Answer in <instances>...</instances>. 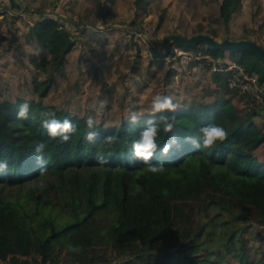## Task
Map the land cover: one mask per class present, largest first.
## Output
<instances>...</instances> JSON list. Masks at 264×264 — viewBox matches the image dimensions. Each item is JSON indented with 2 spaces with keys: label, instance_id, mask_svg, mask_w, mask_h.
I'll return each mask as SVG.
<instances>
[{
  "label": "trees",
  "instance_id": "obj_1",
  "mask_svg": "<svg viewBox=\"0 0 264 264\" xmlns=\"http://www.w3.org/2000/svg\"><path fill=\"white\" fill-rule=\"evenodd\" d=\"M58 1L46 5L53 8L51 12L37 0L12 2L16 13L29 12L30 18L40 14L33 25L22 16L9 18L3 13L0 18L6 31L0 35V45L4 35L12 36L0 51V161L8 165L0 171V264L261 263L249 258L252 249L245 239L254 225L264 230V62L249 49L233 52L202 41L185 47L174 40L166 43L165 54L155 56L171 58L177 46L212 61L191 59L186 69L179 56L169 63L151 59L141 65L128 59L121 65L128 56L125 52L131 50L128 39L113 37L116 44L110 46L109 38L117 31L98 29L87 42L81 40L70 30L80 24L74 21L68 27L54 16ZM104 1L99 5L96 0L91 8L96 17L112 19V1L130 13L126 20L134 28L154 3ZM193 1H185L186 7H192L188 18L186 8L177 17L176 13L166 17L168 8L157 0L156 29L173 17L179 19L176 29L194 22L195 32L209 24L231 31L238 24L242 35H255L240 41L264 47L258 41V37L264 41V6L261 11L253 0L246 4L245 0ZM204 5L210 8L206 18L201 15ZM244 7L251 16L238 22L235 15L242 14ZM89 16H79V21ZM97 38L102 41L94 49L91 43ZM84 43L92 49L75 57L78 75L74 79V70L68 67L70 55ZM140 50L137 45L136 57H141ZM233 64L243 74L237 68L229 70ZM6 67L11 76L6 75ZM141 72V81L128 82L130 74L137 77ZM203 77L211 80V86L202 85ZM245 77L256 79V92L234 84H248ZM192 78L199 81L197 86ZM111 82L120 84L122 92L116 93ZM133 85L138 86L135 91ZM84 87L89 93L99 92L90 108L80 105ZM143 93L150 100L145 106ZM157 93L173 96L176 111L153 115L151 97ZM91 99L87 95L86 103ZM101 101L107 105L99 112ZM26 102L28 118L18 119L19 106ZM45 111L72 122L75 131L68 142L48 136L40 116ZM161 115L174 116L175 127L173 133L161 130L158 145L162 147L174 134L179 146L167 156L158 148L151 162H162L165 171L152 175L132 155V142L148 120L158 121ZM89 116L95 120L93 129L86 124ZM211 123L223 126L228 139L206 149L200 129ZM90 130L97 133L94 142L85 139ZM108 136L115 138L113 143H104ZM38 142L47 145L43 153L35 152ZM101 159L107 163H100ZM42 167L47 169L43 176ZM69 244L80 245L82 251H69Z\"/></svg>",
  "mask_w": 264,
  "mask_h": 264
},
{
  "label": "rangeland",
  "instance_id": "obj_2",
  "mask_svg": "<svg viewBox=\"0 0 264 264\" xmlns=\"http://www.w3.org/2000/svg\"><path fill=\"white\" fill-rule=\"evenodd\" d=\"M36 1V0H35ZM40 1V3L38 5H43L46 7L50 6V1L51 0H37ZM102 1V2H101ZM185 1L188 0H162L163 2V6L168 8V13L166 15V17H168L171 13H178L179 10L181 11L182 9H185V14L188 16V18H192L191 14H193L192 11V7H186V3ZM245 0V3L246 4ZM255 3H257V5H260L261 7V11L263 9L264 6V0H253ZM190 2L194 3L193 0H190ZM98 3H100L99 5H101L102 3L105 4L104 0H98ZM157 0H154V3L152 4V7L149 11L148 16L138 24L137 28H134L132 26H130L128 24V21L126 19H128L130 17V13L129 12H125L122 9L118 8L119 6H117L115 4V2L110 1V9L112 10V14H111V18L112 19H101V17H96L95 14H93L91 12V8L94 7V5L96 4V0H59L58 4L56 6V9L54 10V16L57 17V19L61 22L64 23L66 26L70 27L72 25V22L74 23V21L76 22L75 25H79L78 28L74 29V28H69L71 30V32L73 34H75L76 36H80L81 40L83 41H88L91 39L92 33L94 35V33L98 30L101 29L104 32H108L110 30H115L117 31V33L115 35H111L109 38V45L113 46L114 44H116L115 40L113 37H118V39H121V36L126 37V39H128V41H126L130 47L131 50L128 52H125V55L128 54V56H126L124 59L125 61L123 62H119L121 65H124L127 60L132 59L131 62H136L137 64L144 65L146 64L148 61H150L151 59L153 60H158V59H163L165 61H167L168 63L170 61H175V59H177V55L172 56L171 58H168L165 55H160V56H155L157 54H159V52L165 54V52L167 51V44L168 42H165L166 39L173 35V34H180L185 38H191L193 36L199 35V34H204V35H209L211 37H213L214 39L218 40V42H223L224 40H234V41H240V40H245V39H250V38H254L255 35L252 34H247V35H242V31L239 30V25L238 24H234L233 27L234 29H232L231 31H225L223 29H220L219 26H211L209 24L208 27L203 28L202 30L195 32L194 31V27L196 25V23L191 22L190 25H187L185 29H176L178 28V23H179V19H177L176 17L179 15H175L176 17H173L171 22H165L164 26L157 28L156 29V19H157V14H158V4ZM34 6H37L36 4H34ZM48 12H51L53 10V8H48ZM114 10L117 11V15L114 13ZM210 10L208 5H204V10L201 11V15L204 16L206 18V13ZM29 13V12H28ZM28 13H25L27 17H29V19L31 20V23L28 22L30 25L34 24L37 20V18H39L40 14H34L31 18L30 16H28ZM87 14H90L89 17H83L82 22L79 21V16H85ZM1 14H0V18H1ZM237 17L238 22H242L244 20H247L250 16V10L246 9L245 7L243 8L242 14H237L235 15ZM262 16L261 12L259 17ZM180 18H181V14H180ZM28 20V19H27ZM205 21V20H204ZM123 22H126L127 24H123ZM90 23H94L93 27L91 26ZM207 24V22H206ZM151 25V26H149ZM210 27V28H209ZM86 28H90L91 32H89L88 34H86V32L84 33V30ZM264 29V26H263ZM83 32V33H82ZM2 34H6L5 29H3V26L0 25V35ZM4 37L6 38V42L8 43V41L11 40L12 36H8V35H4ZM99 37H101L99 35ZM258 41L260 43L264 44V41L258 37ZM101 40V39H100ZM100 40L97 38L96 41H94L93 43H91L92 47L94 49H96V47H98L101 42ZM1 41V40H0ZM4 41V42H5ZM102 41V40H101ZM122 43H124V41H121ZM140 47V55L141 57H136V47ZM152 46V49H151ZM91 48H88L86 46V44H81V46H77L75 48V50L72 52V54L70 55V60L68 63V67L70 69L74 70V79H76L77 75H78V68L75 65L74 59L75 57L81 52H87L88 53L91 51ZM176 50H181V48L175 46ZM184 52L190 53L189 51H191L190 49H186L183 50ZM106 53V51H104ZM157 52V54H155ZM127 53V54H126ZM132 54V55H129ZM132 56V57H131ZM159 57V58H157ZM208 59V61H212L208 56H206ZM187 56L184 55L183 56V60H186ZM102 60H97V64H101ZM119 61V60H118ZM117 64V63H116ZM133 64V63H132ZM181 64L183 66L184 69L187 68V64L184 63V61H181ZM165 68V67H164ZM5 72L6 75L11 76L9 73L11 72L10 67H6L5 68ZM203 70V69H202ZM144 71V70H143ZM142 71V72H143ZM139 73L137 75V77H133L131 74L128 76L127 80L128 82L132 83V80L136 78L139 79L140 81L142 80V76L143 73ZM192 85L197 86L199 81L195 78H192ZM112 81V80H110ZM109 81V82H110ZM178 84H180L181 82L179 80H177ZM64 85L66 84V82H63ZM202 85H207V86H211V80L209 78L203 77L201 80ZM177 84V85H178ZM110 85L115 89L116 93L122 92L121 89V85L120 84H114L113 82L110 83ZM149 87V86H148ZM85 88V94L84 96H82L80 99V105L81 107H85L87 106V108H90L94 105L96 97L99 95V92H92L89 93L88 89L86 87ZM138 88V86L133 85L132 89L135 91ZM188 88V86H187ZM253 91L256 92V89L253 88ZM143 92V91H141ZM144 96L146 97V99H143L141 101V103L144 105H148L150 103L149 100V96L146 93H143ZM201 94H203V91L201 92ZM90 95L92 97L91 100H89L86 103V96ZM205 96V94L203 95ZM177 97V96H174ZM210 99V98H207ZM59 100V99H58ZM55 101L56 102H58ZM104 100H106L104 98ZM47 103H50L51 100L48 98L46 99ZM105 102V106L106 101ZM148 102V103H147ZM111 106H109V108L111 109L112 112V107H114V105L112 103H110ZM145 106V105H144ZM237 106L242 107V104L240 102L237 103ZM98 111L101 112L102 108L97 107ZM147 109V108H146ZM145 109V110H146ZM150 110V109H148ZM90 113V111H89ZM112 115V114H111ZM251 233L246 237V241L248 242V245L250 246V250L249 251V258L252 261H255L256 263L259 261V259L261 260V263L258 262L257 264H264L262 261L264 260V230H259L257 228V226H252L250 229Z\"/></svg>",
  "mask_w": 264,
  "mask_h": 264
},
{
  "label": "clouds",
  "instance_id": "obj_3",
  "mask_svg": "<svg viewBox=\"0 0 264 264\" xmlns=\"http://www.w3.org/2000/svg\"><path fill=\"white\" fill-rule=\"evenodd\" d=\"M7 46L5 41L3 45H0V51ZM105 106V102H100V108ZM151 113L153 115L165 112H175L177 109V104L174 103V98L171 95L157 93L151 97ZM30 111V105L26 102L19 106L17 112L18 119H27ZM40 116L42 118L43 127L47 130V134L50 138H59L63 142H68L71 138V133L75 131L72 122L68 119L60 120L55 117L54 112H41ZM137 121V115L135 113L131 116V122L135 123ZM88 129H93L95 126V120L93 117L89 116L86 120ZM175 127V117H168L161 115L159 120L150 119L145 123V126L140 131L139 136L132 142V155L139 161H141L145 168L144 172L150 173L152 175H159L165 171L163 163H152L153 157L157 152L158 148L162 156H167L171 150L179 146V139L176 135H171L168 137L167 142L160 147L157 143L158 135L161 130L164 133H173ZM97 133L95 131H88L85 135V139L88 142H94L96 140ZM114 137H105L104 143L111 144L114 142ZM228 139L227 130L215 123L208 124L200 129V141L204 148H212L218 142L223 143ZM47 145L44 142H38L35 146L36 153H43ZM40 157L38 156L37 162H40ZM100 163H107L106 160L101 159ZM7 162L0 161V171L7 169ZM47 172L46 168L40 169V175L43 176ZM45 185L41 183L39 187L42 189ZM166 194V193H165ZM68 250L74 253H79L82 251L80 245H68Z\"/></svg>",
  "mask_w": 264,
  "mask_h": 264
},
{
  "label": "water",
  "instance_id": "obj_4",
  "mask_svg": "<svg viewBox=\"0 0 264 264\" xmlns=\"http://www.w3.org/2000/svg\"><path fill=\"white\" fill-rule=\"evenodd\" d=\"M177 41L185 47H189L195 45L198 42H205L208 46L213 48H220V49H229L233 52H237L240 49H249L254 51L257 56L264 62V47L260 46L256 42L253 41H232V40H224L223 42L215 41L209 35H197L190 39H183L179 35L173 34L169 36L165 42L168 41Z\"/></svg>",
  "mask_w": 264,
  "mask_h": 264
},
{
  "label": "built area",
  "instance_id": "obj_5",
  "mask_svg": "<svg viewBox=\"0 0 264 264\" xmlns=\"http://www.w3.org/2000/svg\"><path fill=\"white\" fill-rule=\"evenodd\" d=\"M18 2V0H0V14L2 15L3 13H6L7 14V17H13V16H22V17H25L26 19H28L27 21L31 23V20L29 19V17L26 16L25 13L23 12H20V13H16L12 8H11V3L12 2ZM3 17V16H1ZM33 25V24H32ZM183 50H186V49H181V50H176V55L179 56L181 58V61H184V63L187 64L188 66V63L191 59H201V58H207L206 56L204 55H201L200 53H195L194 51H189L190 53H187V52H184ZM186 55L187 58L186 60H183V56ZM232 68H237L238 70H240L241 68L236 66L235 64L231 65L228 69H232ZM215 70H222V68H218V67H214ZM241 71V70H240ZM241 73L243 74V72L241 71ZM248 81V84H239L237 81L234 82L235 85H241V87L243 89L245 88H249L251 91L252 89H256L257 90V87H256V79L253 78V77H245ZM253 85V86H252Z\"/></svg>",
  "mask_w": 264,
  "mask_h": 264
}]
</instances>
